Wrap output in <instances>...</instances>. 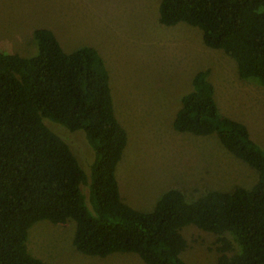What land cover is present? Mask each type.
<instances>
[{"label":"trees","instance_id":"1","mask_svg":"<svg viewBox=\"0 0 264 264\" xmlns=\"http://www.w3.org/2000/svg\"><path fill=\"white\" fill-rule=\"evenodd\" d=\"M159 21L198 27L208 48L235 61L241 80L264 87V0H161ZM33 38L34 56L0 51V264H48L28 252L29 231L70 219L73 245L89 257L128 253L145 264H188L183 229L194 226L219 237L214 264H264V149L244 124L220 113L209 69L195 74L173 128L215 135L257 172V182L195 200L170 189L143 212L121 195L117 170L129 136L116 118L101 54L88 45L67 52L48 28ZM45 120L84 132L95 154L90 174Z\"/></svg>","mask_w":264,"mask_h":264},{"label":"rangeland","instance_id":"2","mask_svg":"<svg viewBox=\"0 0 264 264\" xmlns=\"http://www.w3.org/2000/svg\"><path fill=\"white\" fill-rule=\"evenodd\" d=\"M160 4L161 0H0L1 52L36 55L33 33L48 28L67 52L88 45L101 54L116 118L129 136L117 170L121 195L126 204L143 212L153 211L170 189L195 200L210 190L251 189L257 182V172L227 151L215 135L174 130L181 98L192 91L197 72L209 69L220 113L244 124L264 149V87L241 80L235 61L208 48L198 27L161 25ZM44 122L90 174L95 154L84 132ZM75 232L71 219L65 225L38 222L29 231L28 252L48 264H145L128 253L85 256L73 245ZM183 235L187 248L181 257L186 263L217 261V235L194 226L185 227Z\"/></svg>","mask_w":264,"mask_h":264}]
</instances>
